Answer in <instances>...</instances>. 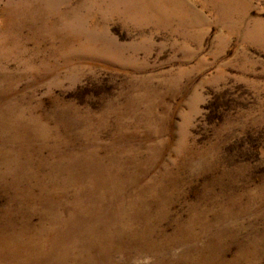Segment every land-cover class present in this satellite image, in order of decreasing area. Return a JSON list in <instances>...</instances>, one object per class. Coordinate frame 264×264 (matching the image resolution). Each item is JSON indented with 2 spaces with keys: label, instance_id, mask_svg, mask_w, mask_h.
<instances>
[{
  "label": "rangeland",
  "instance_id": "rangeland-1",
  "mask_svg": "<svg viewBox=\"0 0 264 264\" xmlns=\"http://www.w3.org/2000/svg\"><path fill=\"white\" fill-rule=\"evenodd\" d=\"M0 264H264V0H0Z\"/></svg>",
  "mask_w": 264,
  "mask_h": 264
}]
</instances>
